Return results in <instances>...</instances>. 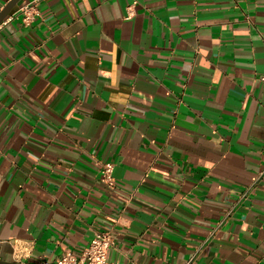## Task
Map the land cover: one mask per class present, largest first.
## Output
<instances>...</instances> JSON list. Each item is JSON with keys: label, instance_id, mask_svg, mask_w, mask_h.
I'll use <instances>...</instances> for the list:
<instances>
[{"label": "crops", "instance_id": "obj_1", "mask_svg": "<svg viewBox=\"0 0 264 264\" xmlns=\"http://www.w3.org/2000/svg\"><path fill=\"white\" fill-rule=\"evenodd\" d=\"M263 77L264 0H20L0 23V264L80 256L97 229L121 264H264Z\"/></svg>", "mask_w": 264, "mask_h": 264}, {"label": "built area", "instance_id": "obj_2", "mask_svg": "<svg viewBox=\"0 0 264 264\" xmlns=\"http://www.w3.org/2000/svg\"><path fill=\"white\" fill-rule=\"evenodd\" d=\"M132 6L128 7L130 12ZM33 18V12H27L25 21L28 22ZM264 80V77L262 78ZM114 164L112 162H102L100 166V178L109 187L116 186V179L113 175ZM264 175V170L261 171L253 179V184ZM114 245V237L109 229H97L94 235L84 250L82 255L68 253L62 256L55 262L43 260L40 264H121L109 259L108 254L111 247Z\"/></svg>", "mask_w": 264, "mask_h": 264}, {"label": "water", "instance_id": "obj_3", "mask_svg": "<svg viewBox=\"0 0 264 264\" xmlns=\"http://www.w3.org/2000/svg\"><path fill=\"white\" fill-rule=\"evenodd\" d=\"M20 0H10L4 8L0 11V23L6 19V17L10 14L12 9L15 7V5L19 2ZM6 264H28V263H22V262H2Z\"/></svg>", "mask_w": 264, "mask_h": 264}]
</instances>
